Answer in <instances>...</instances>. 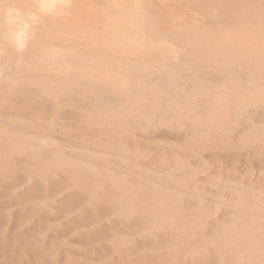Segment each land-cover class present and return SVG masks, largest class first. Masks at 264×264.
<instances>
[{"label":"bare ground","instance_id":"6f19581e","mask_svg":"<svg viewBox=\"0 0 264 264\" xmlns=\"http://www.w3.org/2000/svg\"><path fill=\"white\" fill-rule=\"evenodd\" d=\"M0 264H264V0H0Z\"/></svg>","mask_w":264,"mask_h":264}]
</instances>
